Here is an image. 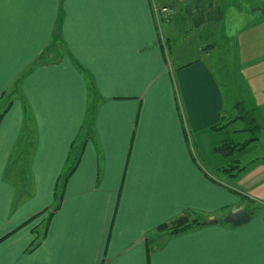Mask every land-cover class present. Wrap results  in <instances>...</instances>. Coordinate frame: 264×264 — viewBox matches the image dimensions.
Segmentation results:
<instances>
[{
  "label": "crops",
  "instance_id": "obj_1",
  "mask_svg": "<svg viewBox=\"0 0 264 264\" xmlns=\"http://www.w3.org/2000/svg\"><path fill=\"white\" fill-rule=\"evenodd\" d=\"M166 2L158 19L151 0H0V264H264V193L250 188L263 186L264 155L227 175L212 151L225 101H241L235 81L264 106V0ZM28 129L30 190L17 201L6 170ZM81 139L28 252L39 221L16 228L50 211ZM240 208L247 223L220 222ZM184 212L210 223L155 231Z\"/></svg>",
  "mask_w": 264,
  "mask_h": 264
},
{
  "label": "trees",
  "instance_id": "obj_2",
  "mask_svg": "<svg viewBox=\"0 0 264 264\" xmlns=\"http://www.w3.org/2000/svg\"><path fill=\"white\" fill-rule=\"evenodd\" d=\"M89 80H90L89 83H90V92H91L94 89L92 86V78L90 77V75H89ZM92 95L93 94H90V97ZM9 105H10V102L1 111L0 119L2 118L3 114L7 111ZM233 109L235 110L236 114L230 121L226 120V122L222 124L221 115H219L217 123L214 126H212L213 130H225L229 127V125L234 124L236 122H241L243 124L240 130H233L231 132L232 133L231 135H228L227 137H225L224 139L218 141L217 143L213 145L212 147L213 153L222 159H227V158L232 157L235 153L241 152L242 150H244L250 143L257 141L260 130L262 129V127L257 123L256 118L253 115L254 112L250 108L247 107L244 101L241 100V101L235 102L233 104ZM94 114H95V103H90V105L88 106L87 117L83 125L86 130L85 135H88L89 133L88 130H91L90 124L94 119ZM245 132L250 134L248 138H246L244 141L236 140L237 133H245ZM83 145H84L83 139H81L77 143L76 141L72 142L70 146L69 157L67 158L69 165L66 171L63 174H61L58 178L59 187H58V192H56L57 195L54 196V199H55L54 204L52 205L51 210L47 213V216L45 218L46 223H45V226L43 228L41 235L38 236L36 234V237L34 238V240L30 243V245L27 248L28 252L32 251L36 246L39 245L40 241L43 239L45 235L46 225H47L48 220L52 216L53 212H55L59 208L63 185L66 179L75 169L79 161V157H80V153L83 148ZM241 169L242 167H240L234 159L233 161L228 163L227 166H223L221 168V171L229 175H232V174H236ZM44 212H45V209L36 213L32 217H30L28 220H26L24 223L20 224L16 229H19L20 227L30 223L31 221H33L35 218H37ZM220 222L223 223L222 219H220ZM208 223L210 222L199 221L197 218L192 216V214H190L189 212H184L178 215L177 217H175L174 219H172L170 222H164V223L159 224L155 228V231L165 232L168 235H171V234H177V233H181L184 231H188L195 227H199V226H202Z\"/></svg>",
  "mask_w": 264,
  "mask_h": 264
},
{
  "label": "rangeland",
  "instance_id": "obj_3",
  "mask_svg": "<svg viewBox=\"0 0 264 264\" xmlns=\"http://www.w3.org/2000/svg\"><path fill=\"white\" fill-rule=\"evenodd\" d=\"M165 3H167L166 0H165ZM151 8H152L154 15L157 18L159 15H162V12H159L158 9L157 10L154 9V7L152 6V2H151ZM168 9H169V7H168ZM168 9L163 14L168 13ZM165 19H166V17H165ZM258 38H259V36L255 38V41H258L257 40ZM180 41L183 42L182 39H180ZM259 44H261V43H259ZM257 47H258V45H257ZM187 50L188 51L194 50L192 41L188 44ZM185 54L187 56L191 55L189 52H188V54L187 53H185ZM210 65L213 67L212 64H210ZM238 66H239V64H238ZM239 73H240L239 67H237L236 72H234V74L237 76V78L240 77ZM235 75H234V77H235ZM235 82H237V84L234 85V89L237 92L235 94L236 97H239V99L244 101L246 103L247 107L250 108L254 112L253 115L256 118L257 123L262 127V129L260 130V133L258 135V140L249 144L250 146H256V149H255L256 151L248 148V146H249L248 145L241 152H237L232 157L225 159L224 166H227L228 163H230L234 159H235V161L237 160L236 163L240 167H242V169L239 171V173L237 172V175H238L244 170V167H246L248 165V163L251 159L255 158V156H257V155H264V108H262L264 106H262L261 108L256 110L255 103H258V102H256L257 100H255L253 98L255 93L254 92L252 93L250 86H248L246 84V82L243 81L242 78L239 79V81H235ZM17 84H18V80H16L12 84V87L9 89V92L11 94L14 93L15 95H17V90H18ZM237 85H238V87H237ZM225 90H226V94H227V88ZM259 90H264V89L262 88ZM235 114H236V112L233 109V104L231 103L230 99H227L225 101L224 110L221 113V123L222 124L225 123L226 120L230 121L235 116ZM242 125L243 124L241 122H236L234 124L229 125V127L227 129L223 130L222 133H219L220 135H219V138L217 140L220 141L221 139H224L228 135H231L232 134L231 132L233 130H240ZM29 126H30V128H32L31 125H29ZM249 135L250 134L246 133V132L245 133H237V139L236 140L244 141L246 138L249 137ZM21 136H22V138L20 139V142L18 143V148L16 150V158L10 164H8L9 169L6 170V172H7L6 178H8V180H10L12 183H14V185L17 188V194H16L17 201L21 200L23 197H25L29 192L28 190H30L27 187V182L25 184L26 179L29 178L28 174L26 173V168H27L28 162H29V152H31V150H32V146L34 145V138H35L33 130H32V132H29V129L26 130L25 132H23L21 134ZM233 181H236V180H233ZM262 181H263V179H262ZM237 182L235 183L236 185H238ZM252 184L253 183H251V185ZM262 184H263V186L260 190L258 189V187H257V189L254 188V186H250V188L253 189L254 191H257L258 193H264V183H262ZM246 193H247V195H251V197H254L255 192L247 191ZM244 200H246L245 202L248 204V207L250 204L252 205V201L249 200L248 198L244 199ZM262 205H261V208H262ZM51 208H52V206L50 208H46V209L51 210ZM257 209H259V206L257 207ZM46 216H47V213L44 212L43 214H41L40 216L37 217L38 219L35 218L36 220L39 221V224L36 225L37 227L34 230V232H36V234H38V236H40L42 231H43L44 225L46 223V219H45ZM35 219L33 220L34 222L31 221L33 226H35V224L37 222V221H35Z\"/></svg>",
  "mask_w": 264,
  "mask_h": 264
},
{
  "label": "water",
  "instance_id": "obj_4",
  "mask_svg": "<svg viewBox=\"0 0 264 264\" xmlns=\"http://www.w3.org/2000/svg\"><path fill=\"white\" fill-rule=\"evenodd\" d=\"M250 220V214L247 210L240 208L238 210L225 214L222 221L232 226H239L247 223Z\"/></svg>",
  "mask_w": 264,
  "mask_h": 264
},
{
  "label": "built area",
  "instance_id": "obj_5",
  "mask_svg": "<svg viewBox=\"0 0 264 264\" xmlns=\"http://www.w3.org/2000/svg\"><path fill=\"white\" fill-rule=\"evenodd\" d=\"M164 0H151L152 6L154 9H158L159 12H162V14L167 11L168 7L163 3ZM262 214L264 215V203L262 205Z\"/></svg>",
  "mask_w": 264,
  "mask_h": 264
}]
</instances>
